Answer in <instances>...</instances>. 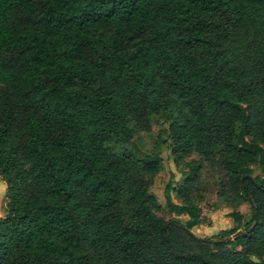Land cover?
<instances>
[{"label":"trees","instance_id":"1","mask_svg":"<svg viewBox=\"0 0 264 264\" xmlns=\"http://www.w3.org/2000/svg\"><path fill=\"white\" fill-rule=\"evenodd\" d=\"M207 168L249 216L200 237ZM0 178V264H264V0H0Z\"/></svg>","mask_w":264,"mask_h":264},{"label":"rangeland","instance_id":"2","mask_svg":"<svg viewBox=\"0 0 264 264\" xmlns=\"http://www.w3.org/2000/svg\"><path fill=\"white\" fill-rule=\"evenodd\" d=\"M167 126L168 122L163 117L155 116L151 122L150 128L147 131L140 132L139 135L133 139L132 145H127V148L139 155L149 153L155 146L159 145L163 165L162 169L155 176L153 184L149 187V191L156 196L158 202L162 206L157 214L164 218L177 216L167 211L164 207V187L170 179H172L174 185H177L182 180L180 170L174 165L170 150L167 146L168 141L165 134ZM190 157L196 158L197 156L196 154H192ZM252 168L254 174H263L257 164L252 165ZM225 181L226 177L223 170L220 168H207L205 173H203L200 183V193L203 198L198 201L201 208L202 224L193 229L197 236H210L223 228L232 226L233 223L227 216L232 209L238 210L243 214L244 218L249 216V207L247 203H241L236 207H230L223 202V198L218 197V185L220 182L224 183ZM5 191V184L0 178V217L5 214L6 210L7 199ZM171 196L174 201H177L173 192ZM179 217L184 219L183 215Z\"/></svg>","mask_w":264,"mask_h":264}]
</instances>
